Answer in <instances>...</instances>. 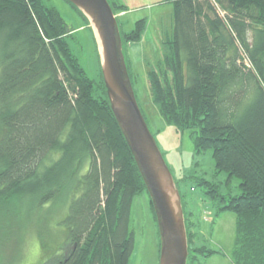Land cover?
Returning a JSON list of instances; mask_svg holds the SVG:
<instances>
[{"label": "trees", "instance_id": "1", "mask_svg": "<svg viewBox=\"0 0 264 264\" xmlns=\"http://www.w3.org/2000/svg\"><path fill=\"white\" fill-rule=\"evenodd\" d=\"M171 1L172 40L146 76L151 102L165 123L190 132L197 154L211 150L217 172L239 180L236 197L219 195L202 178H195V187L216 201L218 212L236 215L233 263L264 264V0ZM108 3L115 16L123 12L124 6ZM144 23L130 33L118 25L123 55L140 40ZM71 36L42 0H0V219L11 201L26 199L38 212L66 197L68 248L40 264H128L131 206L146 189L112 114L101 69L97 81L88 78ZM180 199L187 264H197L195 253L211 252L191 246L199 221ZM12 213V219L20 214Z\"/></svg>", "mask_w": 264, "mask_h": 264}, {"label": "rangeland", "instance_id": "2", "mask_svg": "<svg viewBox=\"0 0 264 264\" xmlns=\"http://www.w3.org/2000/svg\"><path fill=\"white\" fill-rule=\"evenodd\" d=\"M108 1L124 6L123 12L116 16L123 33L135 30L138 21L145 22L140 40L123 48L124 55L133 77L137 103L145 115L149 132L179 187L185 213L190 212L192 219L199 221L195 243L191 246L211 252L205 256L195 253L196 263L234 264L236 215L227 211L218 212L216 201L209 199L202 190L195 187V178L212 183L217 187L219 195L226 198L241 194L239 180L216 171L211 150L197 154L190 132L177 131L173 125L165 123L150 98L146 76L147 72L159 67L168 51L166 42L172 40L175 24L173 3L171 0ZM42 2L55 9L72 30V36L68 38L72 53L88 78L97 81L101 65L93 38L95 33L90 23L87 26L65 0ZM217 12L223 16L220 9ZM69 202L66 197H60L38 209V212H32L31 203L26 199L18 205L11 201L3 206V220L0 219V264H40L51 252L60 254L66 250L67 226L63 221ZM13 208L20 213L15 219H12L14 213L10 214ZM8 215L11 218L5 220ZM129 230L133 233L134 248L128 264H158L160 239L146 190L133 199Z\"/></svg>", "mask_w": 264, "mask_h": 264}, {"label": "water", "instance_id": "3", "mask_svg": "<svg viewBox=\"0 0 264 264\" xmlns=\"http://www.w3.org/2000/svg\"><path fill=\"white\" fill-rule=\"evenodd\" d=\"M65 1L87 18L95 33L110 108L155 213L160 239L158 264H187L188 244L180 194L138 106L111 5L107 0Z\"/></svg>", "mask_w": 264, "mask_h": 264}]
</instances>
